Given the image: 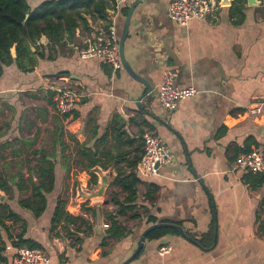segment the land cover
I'll return each mask as SVG.
<instances>
[{"label": "crops", "instance_id": "0c3cea01", "mask_svg": "<svg viewBox=\"0 0 264 264\" xmlns=\"http://www.w3.org/2000/svg\"><path fill=\"white\" fill-rule=\"evenodd\" d=\"M44 1L29 3L35 8ZM136 1L116 19L120 39ZM259 1L232 7L229 0L212 23L193 20L181 26L168 16L170 0H143L133 11L124 44L126 61L140 80L124 68L113 72L98 59L78 56L106 26L95 14H84L87 24L74 40L59 52L47 50L33 71L24 73L16 64L5 69L0 174L29 180L45 153L52 156L55 188L46 195L40 217L20 206L18 192L12 200L2 192L0 204H9L23 221H5L0 212V264H13L20 234L43 251L47 264H128L153 217L180 226L184 235L146 238L129 264H264V185L233 171L231 152L250 145L264 153V0ZM40 44L47 46V37ZM167 69L178 73L179 87L197 90L175 111L158 99ZM55 76H69L83 95L67 117L56 110ZM258 107L261 112L251 115ZM147 132L173 157L154 176L140 171ZM137 150L143 154L136 172L144 183L158 186V198L143 202L146 185L141 184L135 210L140 218L131 219V212L118 216L126 235L112 239L107 231L116 211L113 195L127 196L115 182L119 171H129L127 162ZM60 201L77 223L65 218L53 223ZM161 248L170 252L162 255Z\"/></svg>", "mask_w": 264, "mask_h": 264}, {"label": "trees", "instance_id": "16d2710c", "mask_svg": "<svg viewBox=\"0 0 264 264\" xmlns=\"http://www.w3.org/2000/svg\"><path fill=\"white\" fill-rule=\"evenodd\" d=\"M243 3H246V0H233L232 7ZM107 9V0H46L35 8L31 7L29 0H0V79L3 78L5 69L13 64L24 73L33 71L40 60L46 59L47 50L59 52L66 41L74 40L77 29L87 24L84 14H95L107 21ZM42 37L49 40L47 46L40 44ZM251 151L250 145L246 149H231L236 158ZM142 154L137 150L136 155L127 162L129 171L125 174L119 171L117 176L115 184L127 193V196L120 200L117 194L113 195L112 202L116 211L109 215L111 227L107 231V236L112 239L118 240L126 235V227L117 220L118 216L124 217L131 212V219L140 218L135 210L140 205L138 200L141 184L146 185L143 202L152 203L158 198V186L144 183V179L136 172ZM51 158V155L41 154V165L37 171H30L29 180L23 175L0 174V191L9 196V200L14 199L15 193L18 192L20 206L32 211L36 217H40L46 210V195L55 188V169ZM34 177L37 178L36 182ZM246 179L249 182L256 180L264 185V173H248ZM0 212L5 221H23L7 203L0 204ZM63 218L73 223L79 220L67 215L64 203L60 201L55 209L53 223H59ZM148 224L156 225L159 222L153 217L148 219ZM172 233H176L172 228H157L147 235V240H160ZM23 246L37 248L31 241L24 240L23 234H20L16 247Z\"/></svg>", "mask_w": 264, "mask_h": 264}, {"label": "built area", "instance_id": "2783aa9c", "mask_svg": "<svg viewBox=\"0 0 264 264\" xmlns=\"http://www.w3.org/2000/svg\"><path fill=\"white\" fill-rule=\"evenodd\" d=\"M107 1L110 5L108 8L110 15L107 16L106 26L79 49L78 56L83 60L98 59L107 64L113 72H117L123 69V65L120 59V37L117 33L116 19L122 14L123 9L129 6L131 0ZM219 6V0H170L168 16L181 26H187L193 20L212 23L216 19ZM177 78L176 71L167 69L158 89L159 102L168 111H175L180 101L191 99L197 94L194 87H179ZM52 87L55 92L57 113L63 117L71 115L83 97L81 91L69 76H55L52 79ZM260 112V107L250 111L251 115H258ZM142 138L145 155L140 163V171L146 176L157 175L161 167L172 162V153L153 133L147 132ZM232 170L264 173V153L255 149L250 153L240 154ZM169 252V248L160 249L162 255ZM13 264H47V259L42 250L23 246L17 249Z\"/></svg>", "mask_w": 264, "mask_h": 264}, {"label": "water", "instance_id": "95a60500", "mask_svg": "<svg viewBox=\"0 0 264 264\" xmlns=\"http://www.w3.org/2000/svg\"><path fill=\"white\" fill-rule=\"evenodd\" d=\"M143 0H137L130 8V11L128 13V16H127V19L125 21V24H124V27H123V31H122V34H121V39H120V59H121V62H122V65H123V68L136 80H140L139 77L133 72V70L130 68L129 64L127 63L126 61V58H125V52H124V44H125V41L127 39V36H128V30H129V24H130V20H131V17H132V14H133V11L135 10V8L142 2ZM247 3L250 5V6H256L258 4H260V1L259 0H246ZM229 0H220V5H226L228 4ZM146 88H147V91L148 93L151 92V87L149 85H146ZM159 167V165H158ZM5 199V195L4 193H2V191H0V202H3ZM161 227H167V228H172L174 229L175 231H177L178 233L184 235V231H183V228H181L180 226L174 224V223H159V224H156V225H152L151 227H149L142 235L139 243H138V249L136 250V252L134 253V255L130 258L128 264L130 262H132L139 254V252L141 251V249L144 247L145 245V241H146V238H147V235L157 229V228H161Z\"/></svg>", "mask_w": 264, "mask_h": 264}, {"label": "rangeland", "instance_id": "374dc122", "mask_svg": "<svg viewBox=\"0 0 264 264\" xmlns=\"http://www.w3.org/2000/svg\"><path fill=\"white\" fill-rule=\"evenodd\" d=\"M2 131L5 133V102L0 106V133Z\"/></svg>", "mask_w": 264, "mask_h": 264}]
</instances>
